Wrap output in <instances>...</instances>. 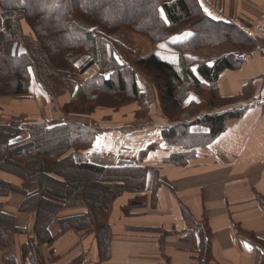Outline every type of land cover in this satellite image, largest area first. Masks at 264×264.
I'll return each instance as SVG.
<instances>
[{
  "label": "crops",
  "instance_id": "obj_1",
  "mask_svg": "<svg viewBox=\"0 0 264 264\" xmlns=\"http://www.w3.org/2000/svg\"><path fill=\"white\" fill-rule=\"evenodd\" d=\"M194 1L208 21L230 25L254 43L248 53L226 43L184 54L197 62L206 61L210 67L218 58L233 57L235 52L244 54L242 63L231 58L232 66L217 79L219 95L225 99L241 96L243 88L251 83L252 97L230 106L245 109L244 114L228 120L224 132L205 150L175 165L166 159L181 149L168 146L161 138L162 128L169 123L162 118L156 97L150 99L146 115L149 123L144 126L136 116L138 103L98 109L89 116L57 115L55 110L71 95L52 99L33 77L27 97L0 96V125L11 121L44 123L48 127L66 121L104 124L89 150L73 152L77 165L112 168L135 164L146 168L143 192H124L111 204L106 220L109 251L103 259L93 230L71 228L59 233L58 219L82 217L84 206L58 211L46 228L52 239L48 242V236L42 241L35 233L36 213L19 211L23 195L0 196V211L14 217L8 243L0 239V264H71L76 260L79 264H264V245L259 243L264 244V206L260 203L264 199V0ZM22 30L26 35L31 32ZM191 32L186 40L194 35ZM109 38L134 56L158 55L161 51L181 60L175 69L186 79L182 53L173 46L162 48L159 42L151 43L125 30ZM190 70L203 82L197 63ZM91 71L74 81L82 84L93 74ZM176 92L182 105L198 103L199 91L191 83H180ZM194 132L205 130L194 128ZM141 152L144 156L140 159ZM0 180L17 188L22 185L20 178L3 171ZM132 201L139 205L129 207Z\"/></svg>",
  "mask_w": 264,
  "mask_h": 264
},
{
  "label": "trees",
  "instance_id": "obj_2",
  "mask_svg": "<svg viewBox=\"0 0 264 264\" xmlns=\"http://www.w3.org/2000/svg\"><path fill=\"white\" fill-rule=\"evenodd\" d=\"M106 2L120 6L109 12L102 6ZM131 3L133 9L140 5L137 0H0V96L27 97L33 77L50 97L72 93L63 106L64 114L87 115L100 108L116 109L138 103V119L147 114L149 103L139 89L135 72L126 65H117L114 59L105 58V39L110 40L116 32L126 30L156 43L186 30L194 31L191 38L173 45L183 54L185 80L173 64L154 53L134 60V67L153 81L160 114L169 122L162 128L161 138L168 146L181 149L166 162L181 165L216 140L224 132L228 120L244 114L245 109L232 108V104L253 95L251 83L243 88L239 97L225 99L219 95L217 79L223 70L232 66L230 59L233 57L218 58L210 67L207 62H197L184 53L226 43L248 53L254 43L230 25L208 21L194 0H147L141 3L138 16L128 14ZM120 10L122 13L116 15ZM22 19L29 24L33 36L22 32ZM114 45L119 51L125 48L117 42ZM84 56L88 61L81 65L79 59ZM195 63L203 82L190 70ZM95 64L100 70L111 72L107 77L94 74L75 89L71 75L83 74ZM184 81L198 89V103L184 106L178 102L176 91ZM212 108L218 110L212 112ZM192 109L197 113L190 120L178 121ZM19 123L11 121L8 125H0V171L20 178L22 185L17 188L0 180V196L19 193L25 197L19 211L36 213L34 230L42 241L48 236L46 228L63 206H84L86 212L82 217L58 219L59 233L71 228L93 230L99 257L106 258L109 251L106 220L111 204L124 192H143L146 168L135 164L112 168L75 164L73 152L89 150L100 133L93 124L66 121L48 127L44 123H33L24 124L21 130L16 126ZM194 128L205 132H194ZM143 154L140 153V159ZM260 203L264 206V199ZM137 205L139 203L132 201L129 207ZM13 221L14 217L0 211L2 242L8 243L14 229ZM47 240L52 241L50 237Z\"/></svg>",
  "mask_w": 264,
  "mask_h": 264
},
{
  "label": "rangeland",
  "instance_id": "obj_3",
  "mask_svg": "<svg viewBox=\"0 0 264 264\" xmlns=\"http://www.w3.org/2000/svg\"><path fill=\"white\" fill-rule=\"evenodd\" d=\"M78 1H80V2H82L83 0H78ZM146 1L147 0H137V5L138 4H140V5H138L136 8H134L133 9V3H131V5H130V7L127 9V10H129V12H128V14L130 15V16H133V15H137L138 16V14H140L139 12H141V9H142V5L143 4H145L146 3ZM141 3H143V4H141ZM96 6V5H95ZM103 7H106V9L109 11V12H114V11H116L117 9H118V7L120 6V4H118V3H111V2H106L105 4H103L102 5ZM101 6V7H102ZM0 10H1V8H0ZM1 13V12H0ZM122 12H121V10L120 11H117V13H115L116 15H119V14H121ZM20 26H21V30L23 29V28H25L26 30H29L30 29V33L28 34V36H33V34H32V30H31V28H30V26H29V24L24 20V19H22L21 21H20ZM1 28V27H0ZM1 30H2V28H1ZM0 30V31H1ZM121 31V30H120ZM126 31V30H125ZM22 32H23V30H22ZM119 32V31H118ZM127 32H129V31H127ZM24 33V32H23ZM117 33V32H116ZM131 33V32H130ZM182 33V32H181ZM133 34H135V33H133ZM180 34V33H179ZM26 35V34H25ZM136 35H138V34H136ZM192 35V32L191 31H186V32H184L183 34H181V35H178V34H174V35H171V36H169L168 37V39H165V40H163V41H161V42H159L160 44H163L164 46H167V47H170V45L171 46H173V45H176V44H181L180 42H183L184 40H186L188 37H190ZM138 36H141V35H138ZM141 37H143V38H145L144 36H141ZM110 39V38H109ZM111 40V39H110ZM110 40H108L107 38L105 39V41H106V43H105V48H104V50H103V54L105 55V58H108V59H111V60H113L114 59V61L116 62V64L117 65H119V66H123V65H126L127 67H129L132 71H134L135 72V74H136V79H137V83H138V86H139V89H140V91H141V93H142V95H143V97H144V99L148 102V103H151V101H150V99H154L155 97L158 99V94H157V91H156V89H155V87H154V84H153V81L151 80V78H149V76H147L146 74H144L142 71H140L138 68H136V67H134V60H135V57H140V56H134L131 52H130V50H128V48L127 47H125L124 48V50H121V51H119L118 49H117V47L114 45V42H112V41H110ZM178 42V43H173V42ZM171 48V47H170ZM240 53V52H239ZM185 54V53H184ZM158 55H159V57L162 59V60H165V61H167V62H169V63H171V64H173L174 65V67L178 64V63H180L181 62V60H179V59H174V58H170L169 56H167L166 54H164L163 52H158ZM183 55V54H182ZM181 58H183V56L181 57ZM79 61H80V64L81 65H84L87 61H88V57L87 56H84V57H82V58H80L79 59ZM79 61L77 62V64L79 63ZM183 62V61H182ZM202 62H206V61H202ZM208 63V62H207ZM90 68H92V71H91V74L92 75H94V74H97V73H101L102 75H104V76H108L109 75V73L111 72V71H102V70H100V68H99V66H98V64H95V65H93L92 67H90ZM89 68V69H90ZM129 69V70H130ZM88 70V69H87ZM86 70V71H87ZM85 71V72H86ZM94 71V72H93ZM85 72L83 73V74H81V73H78V72H75V73H73L72 75H71V78H72V80L74 81V80H78V79H76V78H78V77H81V76H83V75H85ZM91 75V76H92ZM89 78V77H88ZM84 82V81H83ZM74 83H75V89H77L80 85H82V84H77L75 81H74ZM150 85L152 86V87H150ZM68 94H70L71 95V97H72V93L71 92H67V93H65L64 95H61V96H59V97H56V98H54V97H50V98H52V99H58V98H62V97H64L65 95H68ZM71 97H70V99H71ZM69 99V100H70ZM238 101H236L235 103H234V105L237 103ZM67 103V102H66ZM130 104H128V105H125V106H122V107H120V108H124V107H126V106H129ZM158 105H159V100H158ZM64 106V105H63ZM227 106H229V105H227ZM159 107V106H158ZM119 108V109H120ZM62 109H63V107H61V108H59L58 109V111H57V109L55 110L56 111V113H57V115H59V113L61 112L63 115H66V116H79V117H81V116H89V115H91V114H87V115H68V114H64L63 112H62ZM100 109H104V108H100ZM106 109V108H105ZM116 109H118V108H116ZM148 110V109H147ZM199 110H202V109H199ZM94 113V112H93ZM195 113H197V112H195L194 111V109H192L190 112H185L183 115H181L180 117H179V119H178V121H180V122H187L188 120H190V118H192L191 116L193 115V114H195ZM200 113H202V112H200ZM147 114L145 113V114H142V115H140L139 116V118H138V120H140V123L142 124V125H144V124H147V123H149V120L147 119V116H146ZM137 116V115H136ZM99 120V119H98ZM164 121L166 122V119H164ZM97 123V122H96ZM93 124L94 126H97L98 128L99 127H102L104 124ZM144 123V124H143ZM167 123H169V122H167ZM9 124V123H8ZM8 124H4V125H8ZM62 124V123H61ZM11 125V124H10ZM17 126V128L19 129H23V128H25V127H23V126H25L24 125V123L22 124V123H19V125H16ZM145 126V125H144ZM100 129V128H99ZM23 135V134H22ZM21 135V136H22ZM25 137H26V135H25ZM95 141V140H94ZM67 176H69V175H67ZM76 187H80L81 188V186H76ZM64 208V206L61 208V209H63ZM60 209V210H61ZM59 210V211H60ZM52 223V222H51ZM50 223V224H51ZM49 224V225H50Z\"/></svg>",
  "mask_w": 264,
  "mask_h": 264
},
{
  "label": "built area",
  "instance_id": "obj_4",
  "mask_svg": "<svg viewBox=\"0 0 264 264\" xmlns=\"http://www.w3.org/2000/svg\"><path fill=\"white\" fill-rule=\"evenodd\" d=\"M233 57L239 63H242V62H244L246 60V56L244 54H242V53H239V52H235L233 54Z\"/></svg>",
  "mask_w": 264,
  "mask_h": 264
},
{
  "label": "snow or ice",
  "instance_id": "obj_5",
  "mask_svg": "<svg viewBox=\"0 0 264 264\" xmlns=\"http://www.w3.org/2000/svg\"><path fill=\"white\" fill-rule=\"evenodd\" d=\"M205 11H207V9H205ZM175 42V41H174ZM160 47H164V45H160ZM29 71H31V70H29ZM97 142H99V138H97ZM250 250V249H249Z\"/></svg>",
  "mask_w": 264,
  "mask_h": 264
}]
</instances>
